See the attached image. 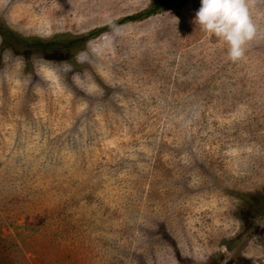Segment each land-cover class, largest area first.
<instances>
[{"label": "rangeland", "instance_id": "obj_1", "mask_svg": "<svg viewBox=\"0 0 264 264\" xmlns=\"http://www.w3.org/2000/svg\"><path fill=\"white\" fill-rule=\"evenodd\" d=\"M157 1L0 0V264H264V0Z\"/></svg>", "mask_w": 264, "mask_h": 264}, {"label": "clouds", "instance_id": "obj_2", "mask_svg": "<svg viewBox=\"0 0 264 264\" xmlns=\"http://www.w3.org/2000/svg\"><path fill=\"white\" fill-rule=\"evenodd\" d=\"M193 22L226 45V57L231 62L243 58L256 31L246 0H199Z\"/></svg>", "mask_w": 264, "mask_h": 264}, {"label": "trees", "instance_id": "obj_3", "mask_svg": "<svg viewBox=\"0 0 264 264\" xmlns=\"http://www.w3.org/2000/svg\"><path fill=\"white\" fill-rule=\"evenodd\" d=\"M185 1L186 0H159L155 4H153V6L149 10L125 17L117 22H114L112 25L118 26V25H121L127 22L140 21L145 18H148L149 16L155 15L157 12L161 10H170L174 8H179ZM86 39L87 37L85 36V37L80 38L79 41L80 43H84Z\"/></svg>", "mask_w": 264, "mask_h": 264}]
</instances>
